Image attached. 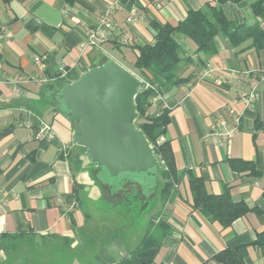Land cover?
<instances>
[{"label": "crops", "instance_id": "1", "mask_svg": "<svg viewBox=\"0 0 264 264\" xmlns=\"http://www.w3.org/2000/svg\"><path fill=\"white\" fill-rule=\"evenodd\" d=\"M114 1L119 7L103 44L106 54L92 47L81 49L88 28ZM207 1L216 2L0 0V235L21 232L39 245L61 246L68 240L76 255L68 264H103L128 254L130 236H124L122 221L110 214L129 197L141 194L139 187L130 185L111 194L96 178L98 167L84 149L79 153L80 147L72 141L71 123L47 94L58 88L59 81L70 79V73L80 74L106 57L134 73L135 47L153 42L150 21L176 23L188 9ZM252 1L225 2L222 8L230 19L260 24L264 12L254 14ZM130 15L134 20L127 21ZM172 35L187 51L179 74L190 76L165 95L170 106L163 137L169 142L174 164L180 171L192 170L200 176L212 194L227 187L232 201L243 202L248 210L228 226L209 219L193 208L184 173L156 211H161L170 231L162 236L152 264H232L214 256L225 249L234 255L238 248L244 251L241 264H264V242L256 243L264 231V81L256 77V72L264 71V49H255L249 40L235 48L221 40L215 54L194 53L195 46L185 43L184 35ZM206 64L216 69L198 81ZM61 68L68 77H59ZM18 77L30 81L17 83ZM252 81H258V90L254 105L248 107L238 93ZM156 106L151 104L150 110ZM219 114L228 123L238 117L239 124L230 141L216 145L209 132ZM40 122L50 127L51 137L32 138ZM230 158L256 161L261 171L255 176L239 173L229 166ZM154 194L146 202L142 199L143 207ZM128 224L130 229L133 222ZM103 225L99 233L103 241L88 244L86 240ZM5 257L0 248V261Z\"/></svg>", "mask_w": 264, "mask_h": 264}, {"label": "trees", "instance_id": "2", "mask_svg": "<svg viewBox=\"0 0 264 264\" xmlns=\"http://www.w3.org/2000/svg\"><path fill=\"white\" fill-rule=\"evenodd\" d=\"M68 1L72 2L73 0ZM239 1L241 0L207 1L197 9H188L185 17L176 23L150 21L153 29V42L135 47L137 51L132 66L134 74L144 81L134 98L136 106L134 124L146 137L158 163L157 187L154 196H158L157 200L164 204L170 197L172 186L181 175L186 173L193 208L199 210L209 219L217 220L222 226L230 225L235 218L243 215L248 207L243 202L232 201L227 187L220 194H212L206 190L203 179L192 170L180 171L176 168L169 142L167 140L156 142L165 133L169 122V107H162V100L155 103L157 105L155 110H150V106L153 98L160 96L165 99V95L169 91L190 80L189 75L179 74L181 63L186 56L180 53L182 48L174 39L172 35L174 32L192 40L195 46L194 53L215 54L221 40L233 48L249 40L250 46L255 49H264V27L258 22L246 24L225 15L222 4ZM250 6L256 15H261L264 12V0H253ZM104 59H101L100 62ZM70 75V79L59 81L58 87L62 82L71 81L78 74L70 73ZM145 83H148V86ZM167 104L170 106V103L167 102ZM79 147L83 149V147ZM228 163L232 169L239 173L246 172L255 176L261 171L259 164L252 160L230 158ZM131 198L136 200V204ZM131 198L129 197L127 202L117 209L113 218H127L126 222L138 220L146 208L142 206L141 194L137 193ZM133 208H136L135 212H133ZM160 212L146 217L141 236L126 256L103 264H152L160 247L162 236L170 231L165 220L161 218ZM103 228L104 225L97 228L93 236L86 242L88 244H95L96 241L102 242L100 234L104 231ZM96 235L98 238H95ZM13 237H22L21 232L11 236L0 235V248L6 253V257L0 261V264H68L76 259V255H72V252L75 251L70 247L68 240L65 245L58 246L57 244L45 245L44 243L39 245L32 239H20L14 245L12 241H9ZM22 241L24 243L20 246ZM263 242L264 231L258 234L256 240V243L259 244H263ZM24 247L26 248L24 249ZM235 252L236 254L233 255L230 250L225 249L218 252L214 259L217 261L229 260L232 264H241L244 251H240L238 248L235 249Z\"/></svg>", "mask_w": 264, "mask_h": 264}, {"label": "water", "instance_id": "3", "mask_svg": "<svg viewBox=\"0 0 264 264\" xmlns=\"http://www.w3.org/2000/svg\"><path fill=\"white\" fill-rule=\"evenodd\" d=\"M142 81L110 57L47 94L72 126V141L98 167L96 178L113 195L138 186L146 202L157 187L158 163L134 124Z\"/></svg>", "mask_w": 264, "mask_h": 264}, {"label": "built area", "instance_id": "4", "mask_svg": "<svg viewBox=\"0 0 264 264\" xmlns=\"http://www.w3.org/2000/svg\"><path fill=\"white\" fill-rule=\"evenodd\" d=\"M119 3L118 1H114L110 3L103 11V13L98 17V21L96 24L88 28L86 31L85 38L80 42V48L84 49L86 47H92L95 48L101 52L105 53V50L103 49V44L107 41L110 35V30L113 26L112 22V15L113 13L118 9ZM127 21H132L134 20V16L130 15L126 19ZM262 27H264V21L260 23ZM123 40L127 42V35L123 34ZM37 62H40L39 59H36ZM222 68V67H221ZM216 68L210 64H206L202 69L199 75L197 76V80H201L204 77L210 76L213 70ZM250 72L245 74L246 79L250 76L248 75ZM135 75V74H134ZM256 77L259 78L257 79L258 81L263 80L264 81V71H258L256 72ZM137 76V75H136ZM59 77L61 78H66L68 77V72L61 68L59 71ZM138 77V76H137ZM141 81L142 84L144 83L143 79L138 77ZM30 81V78L26 77H18L15 79V82L17 83H24ZM41 81H46V79L42 78ZM258 81H252L250 84H248L244 89H242L238 94V97L242 102H244L245 106L252 107L254 105V102L256 100L257 96V84ZM146 86H148V83H145ZM16 92H19V89H16ZM158 100H162V107H169L167 102L165 101L164 98L162 97H156L153 98L151 103L155 104ZM238 124H239V118L235 117V122L233 123H228L226 118L223 115H217L211 130L209 132V137L212 139L213 143L216 145H221L223 143H226L230 141V139L234 136L238 129ZM32 138L39 140L44 137H51V130L50 127L43 123L40 122L36 128V130L32 133ZM164 140L163 136H160L157 139V143H160Z\"/></svg>", "mask_w": 264, "mask_h": 264}, {"label": "rangeland", "instance_id": "5", "mask_svg": "<svg viewBox=\"0 0 264 264\" xmlns=\"http://www.w3.org/2000/svg\"><path fill=\"white\" fill-rule=\"evenodd\" d=\"M183 38H184V40H185V43H188L189 44V46L190 47H193L194 46V44H193V42H192V40H190L189 38H187V37H185V36H183ZM180 46H181V48H182V50H180V53L182 54H187V51H185L184 49L186 48V46H184V44H181L180 43ZM183 51V52H182ZM81 149V148H80ZM81 151H83V149H81V150H79V153L81 152ZM84 152V151H83ZM158 197V196H157ZM157 197L156 196H154V197H152L151 198V200H150V202H149V204H148V206L146 207V209L143 211V213H141L140 214V216H139V218H138V220H137V218H136V222L134 221L133 222V224H132V226H131V230L129 229V222H126V220L125 219H127V218H118V217H116L115 218V220L117 221V219H118V221H122L121 223V225H123L122 226V233L124 234V236H130V245L131 246H133L136 242H137V239L141 236V234H142V231H143V227L144 226H141L143 223H145V221H146V217L147 216H149V215H151V214H154L158 209H159V204H160V202L157 200ZM142 199H143V197H142ZM154 199V200H153ZM131 200H133V202L136 204V200H134L133 198H131ZM117 209L118 208H116L114 211H112L111 212V214H110V217H114V215L117 213ZM136 211V208H133V212H135ZM138 215H139V212L137 213ZM129 218H131V216H129ZM131 222H132V220H131ZM124 223V224H123ZM126 225H128L127 227H125ZM121 231V230H120ZM20 239H22V240H33L34 239V237H29V236H26V237H13V238H11V239H9V241H12L13 243H14V245L16 244V243H18V241L20 240ZM42 242H46L47 240H41ZM23 243H24V241H22L20 244V246H22L23 245ZM26 247H24V249H25ZM14 254V253H13Z\"/></svg>", "mask_w": 264, "mask_h": 264}]
</instances>
